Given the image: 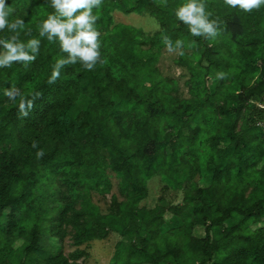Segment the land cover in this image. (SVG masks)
Returning <instances> with one entry per match:
<instances>
[{"label": "trees", "instance_id": "1", "mask_svg": "<svg viewBox=\"0 0 264 264\" xmlns=\"http://www.w3.org/2000/svg\"><path fill=\"white\" fill-rule=\"evenodd\" d=\"M161 1L156 5L155 0H103L100 9H93L100 17L95 27L109 26L108 12L118 9L148 11L162 20L161 31L169 29L178 24L174 11L187 0ZM7 3L14 9L9 19L25 21L20 40L36 38L41 43L35 62L0 68V264H82L77 260L85 250L66 255L46 248L54 246L48 237L62 247L66 226L74 230L76 245L119 231L124 239L116 246L113 264H264V129L260 125L264 108L259 106L264 104V57L251 67L249 82L235 89L226 103H201L200 108L214 110L216 117L218 112L225 116L226 129L225 136L209 132L197 141L200 126L191 128L183 118L189 114L194 120L192 106L179 104L172 85L152 63L164 44L156 37L161 31L144 37L131 25L115 24L103 38V64L97 63L91 71L80 63L65 66L50 85L53 65L67 55L58 42L39 36L40 23L54 9L48 0ZM205 3L210 18L223 27L224 39L238 40L250 33L244 11L224 0ZM186 27L181 23L179 29ZM8 35L7 29L0 32V37ZM195 43L196 37L193 47ZM11 86L29 99L40 93L26 117L18 115L19 100L13 103L3 95ZM243 110L248 117L237 131ZM185 127L191 130L190 148L213 141L205 156L192 155L191 162L177 157L186 145ZM33 140L38 148L31 146ZM221 142L228 145L219 148ZM38 149L44 150L41 158L36 156ZM200 159L203 164L198 169ZM107 167L121 176L128 199H114L112 211L102 214L85 189L109 191ZM197 171L210 173L211 180L208 186L196 185L185 203L140 206L148 195L147 181L156 173L179 188L184 175ZM60 180L66 182V190L57 187ZM252 185L255 188L246 195ZM78 197L85 203L81 208L75 206ZM165 212L172 218L164 231ZM255 223L263 225L254 227ZM16 231L25 240L22 248L14 245Z\"/></svg>", "mask_w": 264, "mask_h": 264}, {"label": "rangeland", "instance_id": "2", "mask_svg": "<svg viewBox=\"0 0 264 264\" xmlns=\"http://www.w3.org/2000/svg\"><path fill=\"white\" fill-rule=\"evenodd\" d=\"M217 1L222 3V0ZM161 2V0H155L156 5L161 4ZM207 11L210 12L208 8ZM108 13L112 23L109 26L102 25L97 29L100 32L99 40L101 48H103V38L110 34L111 28L115 24L121 23L131 25L138 31L143 32L144 37L149 35L152 36L155 32L161 31L162 29V20L157 19L148 11L142 13H125L115 9ZM245 13L248 17V24L251 26L249 30L250 33L238 40H233L228 37L224 39L223 36H220V31H223V27L220 26L219 35L214 39L196 37V41L199 44L195 43L194 48L192 42L195 37L191 35L187 27L185 29H179L182 22L179 21L176 16L174 20L176 22L178 21L177 25L171 24L169 29L164 30L163 28L160 33L156 34V37L160 38L162 42V37L168 36L173 46H175L177 40L183 42V47L173 52H169L165 44H163L162 48L157 51V57L154 55L152 63H155V67L172 85L171 92L180 100L179 104L182 106H192L193 110L191 116L195 121L189 117V114H184L183 118L189 121L191 128H195L198 125L200 126V135L197 141L204 139L205 135L209 132L225 136L226 129L225 116L218 112L217 118L214 110L204 107L200 108L201 103L206 104L210 101H215L216 104L226 103V99H229L235 89L249 82L253 75L251 67L255 68L258 66L261 59L264 57V6ZM252 26L254 28L257 26L255 28L257 33L252 29ZM113 39L117 42L119 41L116 37ZM144 47L147 48L148 46L145 45ZM198 47L199 49L197 50L196 48ZM150 52H152V50ZM220 73L224 74L223 78L219 76ZM144 85H147V82H145ZM180 114L183 116V113ZM247 117L248 111L243 110L238 118L237 125H239L236 127L237 131L241 128V122ZM260 125L264 129V121L261 122ZM256 130L259 131L258 129ZM190 133L191 130L189 127H185L182 130V136L187 137L185 139L186 145H184L181 150L182 153L180 152L177 155L181 161L191 162L188 159L192 155L198 158L205 156L213 144L211 140L206 141L205 146H200V142H197L192 146L196 148H190V145H188L190 142V137H188V135H190ZM227 145V142L218 143L219 148H224ZM166 150L170 153V146H167ZM202 161L201 159L198 160V164H196L195 167L199 169V163L203 164L201 163ZM182 167H184V165H182ZM210 167L214 168L215 165L212 164ZM260 167H262V163L259 164L258 168ZM106 171L111 180L109 191L99 192L94 188L85 189L87 191H85V195L91 198L92 203L99 207L102 214L112 211L111 207L114 203V199L118 202H123L128 199L123 189L121 176L111 167H107ZM183 178L184 181H182V186L178 188L169 184L162 177L160 172L156 173L147 181L148 195L141 200L140 206L155 208L159 204L172 206L183 204L185 203V196L195 192L196 185L205 187L208 186L211 180L210 173L204 175L200 171H197L196 174L191 176L186 174ZM57 187L61 190H66V182L63 180L58 181ZM83 188L84 185L82 186V189ZM254 188L255 186L253 185L248 187L245 194L249 195ZM35 192L39 193L37 189H35ZM49 203L51 205H57L56 201H49ZM84 205L83 198L78 197L75 206L81 208ZM171 218L172 214L165 212V222L162 226L164 231L168 229V223ZM231 223L230 221L229 224ZM262 225L263 223L253 224L254 227ZM66 230L67 234L64 237L61 248L57 247L58 240L56 238L52 239L49 237L46 240L51 242L54 246H46V248H52L54 252L61 250L66 255H70L76 250H85V255L77 260L82 264H113L116 246L118 242L124 239V236L119 231L112 230L105 239H97L82 245H76L73 241L74 230H72L70 226H66ZM200 234L204 236L205 232L203 228ZM14 239L16 248H22L24 246L25 240L20 237L18 231L15 232Z\"/></svg>", "mask_w": 264, "mask_h": 264}, {"label": "clouds", "instance_id": "3", "mask_svg": "<svg viewBox=\"0 0 264 264\" xmlns=\"http://www.w3.org/2000/svg\"><path fill=\"white\" fill-rule=\"evenodd\" d=\"M48 3L54 11L40 23L39 36L46 37L49 42H58L61 52L67 55L56 60L47 83L54 84L65 66L80 63L85 70L91 71L97 63L103 64L100 32L95 27L100 17L93 13V9L102 7L103 0H48ZM224 3L232 8L238 7L244 12L264 6V0H224ZM13 11L7 0H0V32L7 29L11 33L0 37V68H11L13 64L27 66L35 62L40 50L39 39L31 38L26 42L20 40L25 21L22 18L10 20ZM175 15L194 37L214 39L219 35V22L210 18L212 13L207 11L205 0H187L175 10ZM26 34L30 35V32ZM162 40L169 52L183 47L181 40H177L175 46L168 36H163ZM223 75L219 74L221 78ZM3 95L13 103L19 100L18 115L26 117L40 93H34L29 99L19 88L11 86L5 88ZM31 146L38 148V141L33 140ZM43 155L44 150L38 149L37 158Z\"/></svg>", "mask_w": 264, "mask_h": 264}, {"label": "built area", "instance_id": "4", "mask_svg": "<svg viewBox=\"0 0 264 264\" xmlns=\"http://www.w3.org/2000/svg\"><path fill=\"white\" fill-rule=\"evenodd\" d=\"M259 106H261L262 108H264V104H259Z\"/></svg>", "mask_w": 264, "mask_h": 264}]
</instances>
